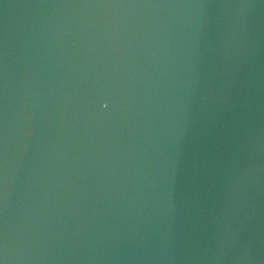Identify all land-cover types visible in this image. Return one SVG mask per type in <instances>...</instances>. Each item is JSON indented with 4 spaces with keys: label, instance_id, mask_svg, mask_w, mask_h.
<instances>
[{
    "label": "water",
    "instance_id": "water-1",
    "mask_svg": "<svg viewBox=\"0 0 264 264\" xmlns=\"http://www.w3.org/2000/svg\"><path fill=\"white\" fill-rule=\"evenodd\" d=\"M264 118V0H0V264H66Z\"/></svg>",
    "mask_w": 264,
    "mask_h": 264
}]
</instances>
